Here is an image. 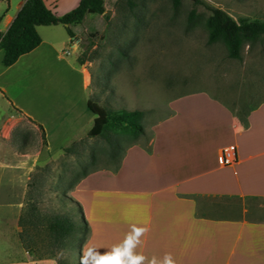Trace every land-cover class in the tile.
I'll return each mask as SVG.
<instances>
[{
    "label": "crops",
    "instance_id": "crops-1",
    "mask_svg": "<svg viewBox=\"0 0 264 264\" xmlns=\"http://www.w3.org/2000/svg\"><path fill=\"white\" fill-rule=\"evenodd\" d=\"M79 1L70 0L65 11ZM23 2L2 19L5 30ZM45 2L58 12L57 4ZM41 26L58 31L56 24L38 26L40 44L1 73L14 67L32 71L41 63L40 57H48L56 76L77 73L82 92L75 97L70 88L68 95L74 96L70 104L80 105L81 111L75 114L63 108L53 133H87L104 115L88 95L87 68L64 57V49L74 47L76 36L68 34L61 43L47 40ZM0 93L11 107L0 118L1 133H11L14 124L6 123L9 119H27L37 133H50V124L44 126L33 112L11 101L4 87ZM168 106L169 114L151 125L146 142L127 146L117 168L96 169L72 189L89 226L80 257L88 247L110 252L127 235L135 237L143 228L132 249L144 257L141 264L153 258L160 262L165 255L174 264H264V220L251 218L247 203L264 198V100L238 113L198 90L174 97ZM65 122L74 125L65 126ZM231 145L235 157L227 161L223 150ZM3 147L6 151L0 140V255L6 257L0 256V264H23V254L29 252L20 243L18 220L24 206L25 168L2 156ZM19 184L22 188L15 190ZM9 251L17 255L21 251L22 258H14Z\"/></svg>",
    "mask_w": 264,
    "mask_h": 264
},
{
    "label": "rangeland",
    "instance_id": "rangeland-1",
    "mask_svg": "<svg viewBox=\"0 0 264 264\" xmlns=\"http://www.w3.org/2000/svg\"><path fill=\"white\" fill-rule=\"evenodd\" d=\"M46 1L57 4L59 14L68 12L64 8L70 0ZM204 1L235 18L264 20V0ZM22 2L0 0L1 31L5 30L4 16L15 13ZM104 6V13H88L71 26L76 36L74 47L65 48L64 57L87 68L88 95L98 103L102 115L108 110L142 109L145 132L123 135L115 129H98L93 124L87 133H53V123L58 122L63 108L69 107L75 114L81 111L80 105L70 104L82 92L79 76L72 72L68 75V71L56 76V67L47 61L48 57L37 59L41 63L32 71L14 67L1 73L5 65L0 51V87L6 89L11 101L33 112L44 126L50 124V133H37L27 119L7 120L6 123L14 124L8 134L1 133L0 126V140L7 146V152L3 147L2 156L25 168L21 213L26 209V194L33 180L35 185L31 189L39 187L36 196L42 217L56 212L71 213L79 221L78 207L69 199L76 198L71 194L74 187H70L76 184L75 179L84 170L115 168L129 144L148 140L151 125L169 114L168 103L178 95L205 90L238 113L264 100V35L244 40L241 58H231L221 41H208L209 9L203 4L191 0H181L177 6L172 0H104ZM192 9L196 15L190 19ZM56 25L57 32L41 26V34L47 40L61 43L68 33L64 24ZM61 50L57 47L58 52ZM70 88L73 97L68 95ZM10 109L7 98L0 93V118ZM66 125L74 124L65 122ZM106 137L118 143L114 156ZM70 145L73 151L67 152L65 148ZM59 185L64 188L58 189ZM16 188L20 191L22 184ZM247 203L250 217L264 220V198L250 199ZM44 223L37 230L28 227L34 236L30 239L34 251L24 252L23 264H58L56 257L80 264L83 234L76 232L52 256L50 250L54 245ZM20 228L19 232L23 227ZM9 252L14 258H22L21 251L18 255ZM0 256L6 259L4 254Z\"/></svg>",
    "mask_w": 264,
    "mask_h": 264
},
{
    "label": "trees",
    "instance_id": "trees-1",
    "mask_svg": "<svg viewBox=\"0 0 264 264\" xmlns=\"http://www.w3.org/2000/svg\"><path fill=\"white\" fill-rule=\"evenodd\" d=\"M191 1L207 6L209 9L206 18V25L209 29L208 41L211 43L221 41L226 46L227 54L231 58H241V47L244 40H253L264 35V20L251 19L246 16L235 18L220 7L206 4L204 0ZM180 2L181 0H172L174 6L179 5ZM104 11V0H80L77 6L63 14H59L54 8L48 6L45 0H24L8 28L5 31H0V49L3 50L2 63L5 66L12 65L21 55L30 52L40 44L42 38L38 26L61 23L65 25L68 34L73 36L72 25L81 22L88 13H104ZM195 15L196 11L192 9L189 18L191 19ZM251 107L249 106L243 112L249 111ZM143 118L144 110L142 109L108 110L104 116L95 122V126L104 131L115 129L123 135L142 134L145 132ZM106 140L110 143V153L114 156L117 152L118 143L109 137H106ZM65 150L67 152L73 151L72 145L66 147ZM121 159L115 168L119 166ZM94 170L96 169L84 170L75 179V182H79L81 178ZM32 181L29 182L30 189L26 194V209L19 216V224L23 227L19 232V239L23 247L28 251H34L30 245V239L33 240L34 236L29 232L28 227L32 226L33 229L37 230L43 222H45L43 225L54 245L50 250L52 256H55L64 247L65 241L78 231L83 234L84 243L87 239L89 226L79 202L69 197L78 207L79 221L75 220L71 213L56 212L42 217L38 204L39 200L36 196L39 187L36 186L35 190L31 189V186L33 188L35 185ZM74 184L70 187H74ZM59 186L58 189L64 188L62 185ZM39 258L44 257L40 256ZM56 259L58 264H74L70 260L58 257Z\"/></svg>",
    "mask_w": 264,
    "mask_h": 264
},
{
    "label": "clouds",
    "instance_id": "clouds-1",
    "mask_svg": "<svg viewBox=\"0 0 264 264\" xmlns=\"http://www.w3.org/2000/svg\"><path fill=\"white\" fill-rule=\"evenodd\" d=\"M145 229L139 228V233L132 237L127 235L121 244L114 246L110 252L101 253L95 247H88L83 251L80 264H141L144 260L142 255L133 254L132 249L137 242V237ZM149 264H174L172 258L165 255L162 261L157 262L154 258Z\"/></svg>",
    "mask_w": 264,
    "mask_h": 264
},
{
    "label": "built area",
    "instance_id": "built-area-1",
    "mask_svg": "<svg viewBox=\"0 0 264 264\" xmlns=\"http://www.w3.org/2000/svg\"><path fill=\"white\" fill-rule=\"evenodd\" d=\"M224 158L228 161H231L235 157V146L231 145L228 147H225L223 150Z\"/></svg>",
    "mask_w": 264,
    "mask_h": 264
}]
</instances>
